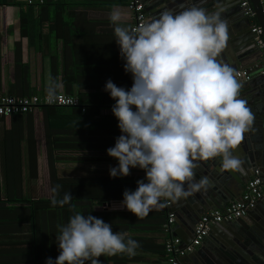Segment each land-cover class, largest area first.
Instances as JSON below:
<instances>
[{"label": "crops", "instance_id": "crops-1", "mask_svg": "<svg viewBox=\"0 0 264 264\" xmlns=\"http://www.w3.org/2000/svg\"><path fill=\"white\" fill-rule=\"evenodd\" d=\"M44 1L47 5L41 7L43 0H0V94L27 92V95H41L49 94L51 89L52 94L64 92L77 97L87 109L80 112L41 107L32 113L0 117V264H36V252L42 255L52 252L54 256L56 251L48 248L54 249L53 242L47 243L40 236L36 243L33 203L39 194L38 185L43 183V194H51L48 164H52L56 174L64 179L109 176V169L117 167L118 160L108 156L106 150L114 147L121 132L111 111L116 101L104 90L105 84L111 80L125 90H130L133 84L131 74L124 71L125 61L115 41V26L109 19L110 12L119 8L127 15L121 26L130 29L132 19L128 0ZM141 1L147 7L150 22L158 19L165 10L175 13L180 6L179 0ZM187 3L185 0L184 4ZM250 20L258 22L257 15ZM228 35L232 41H239L235 29H230ZM251 39L253 42V37ZM229 45L227 41L225 49ZM240 84V96L245 95L242 99L254 114L251 130L245 133L233 152L242 161L243 170H224L220 163L212 164L211 160L205 165L199 162L202 172L195 171V182L207 177L208 185L201 190L210 203L196 201L197 209L191 218L181 208L173 209L176 217L170 235L179 236L182 243L191 239L196 220L200 214L213 209L212 204L214 208H223L239 198L254 170L258 169L264 175V77L240 81ZM90 100L95 103H88ZM72 138L90 141L92 147L61 149L55 146V142L65 144ZM247 161L254 162L253 168H246ZM144 177V170L138 167H130L126 177L118 176L122 180L128 179V189L133 192L137 188L136 182ZM22 197L27 201L18 202ZM122 201L94 202L89 209L80 206L81 211L85 210L81 214L87 217L96 213L95 216L101 218L128 211ZM255 206L245 217L231 221L242 244L239 235L251 238L254 244H264V197ZM160 210L154 208L143 219L128 211V224L123 226L121 223L115 225L112 219L105 221L114 233H123L126 239L131 238L139 244L136 255L128 256L126 264H169L165 253L159 251V245H164L169 236L160 229L163 223ZM54 222L58 224V221ZM67 223L59 221L58 226ZM212 228V233H208L198 248L211 250L217 236L232 242L231 232H225L220 225ZM39 246L42 247L38 252ZM238 247L245 252L246 247ZM98 259L100 264L114 263L111 259L106 261L105 255ZM183 260L188 264H206L197 249ZM85 264H91V261ZM251 264H264V259Z\"/></svg>", "mask_w": 264, "mask_h": 264}, {"label": "clouds", "instance_id": "clouds-1", "mask_svg": "<svg viewBox=\"0 0 264 264\" xmlns=\"http://www.w3.org/2000/svg\"><path fill=\"white\" fill-rule=\"evenodd\" d=\"M221 11L209 14L196 6L176 14L165 10L134 30L121 26L127 15L119 8L110 12L124 71L133 84L130 90L111 80L105 84L116 101L111 111L121 132L114 147L106 150L118 160L109 176L126 177L130 167L144 170L136 190L123 193L122 206L138 218L206 188L207 177L195 182L199 162L220 158L224 170H243L233 152L251 130L254 114L239 98L235 70L217 59L229 38ZM48 98L51 103V89ZM60 190L59 184L51 189L52 206L72 200L68 191L58 199ZM58 227L60 254L46 264H100L101 256L131 257L139 247L92 215L77 212Z\"/></svg>", "mask_w": 264, "mask_h": 264}, {"label": "built area", "instance_id": "built-area-1", "mask_svg": "<svg viewBox=\"0 0 264 264\" xmlns=\"http://www.w3.org/2000/svg\"><path fill=\"white\" fill-rule=\"evenodd\" d=\"M260 12L264 21V0H258ZM245 17L253 19L256 12L250 0H239ZM128 9L131 14L130 30L138 28L147 23V12L141 0H128ZM253 42L261 50L257 61L245 67L235 69L237 80L249 82L255 77H264V29L259 22H253L251 26ZM49 94L38 97L32 95L0 94V117L26 114L31 110L44 105L57 106H78L84 112L85 106L79 104V99L73 95L57 92L53 94V100L49 102ZM264 197V175L258 169L247 180L241 196L226 204L223 208H214L200 214L193 226L192 238L185 244L177 235H170V229L175 222V211L172 209V201H167L165 208L167 211L166 221L162 223L163 230L169 234L164 242V249L167 254L169 264H188L184 262L187 254L193 252L201 246L209 233L210 227L220 222L234 221L246 215L248 209L254 207ZM120 200V199H119ZM122 200V199H121ZM161 203H165L162 199Z\"/></svg>", "mask_w": 264, "mask_h": 264}, {"label": "trees", "instance_id": "trees-1", "mask_svg": "<svg viewBox=\"0 0 264 264\" xmlns=\"http://www.w3.org/2000/svg\"><path fill=\"white\" fill-rule=\"evenodd\" d=\"M44 3H42L40 6H45L47 3L43 0ZM19 95H27V92H19ZM28 95H32V93H28ZM38 97H42L45 94H35ZM88 103H95L93 101H87ZM79 104L84 105L85 109L86 105L79 99ZM41 108V106H40ZM44 109H58V108H69V109H75L77 111H80V108L78 106H57V105H44L42 106ZM39 109V108H36ZM34 109V110H36ZM34 110L29 111L28 113H32ZM134 110V109H133ZM86 112V110L84 111ZM55 146L57 148L61 149H90L92 147V144L90 141H86L83 138L77 139L72 138L71 141L66 142L63 144L62 142H55ZM49 166V181H50V189L55 187L57 184L61 185L60 194L57 197L62 198L63 194L65 192H69L70 195L73 197L69 204L64 205L63 207L57 205L52 206L51 204V197L52 192L49 195L43 194V183H39L38 185V191L39 194H36L35 200H34V220H35V232H36V243H38V239L41 236L43 240L54 243V249L52 246H48V248H52V251L55 250V258L49 253L48 255H42L39 251L42 246H39V249L37 247L36 252V258L35 263L36 264H46V261L48 258H51L53 262H55L56 258L59 256L60 252L58 249V242L56 240V235H59V221H69V218L73 215H75L77 212L84 213L85 210H80V206H85L87 209L90 208V206L94 202H103L108 201V199H122L123 200V193L124 191L128 189V179H120L118 177L112 178L109 176H102V177H88V178H74V179H64L59 177L52 164H48ZM38 173H36L37 175ZM108 188V191H107ZM117 190V192H116ZM130 192H133L129 190ZM26 198H20L18 202H26ZM85 209V208H83ZM167 209L165 207H162L159 214L163 216L162 221H166L167 217ZM87 213V212H86ZM96 213H93V216H95ZM112 215V216H111ZM108 214V216H102L100 219L105 221H110L112 219V222L115 224H120V226L125 225V223L128 224V211L125 212H114ZM108 217V218H107ZM108 219V220H107ZM54 221H58L54 222ZM116 225V224H115ZM160 229L163 230L162 225L160 226ZM57 231V232H54ZM44 245H46V242H44ZM160 252L165 253V256L167 258V254L164 249V245H159ZM103 257V256H102ZM105 259L113 261V264H126L128 261V255L126 254H117L115 256H107L105 255ZM101 261V260H100ZM105 261V262H106Z\"/></svg>", "mask_w": 264, "mask_h": 264}, {"label": "water", "instance_id": "water-1", "mask_svg": "<svg viewBox=\"0 0 264 264\" xmlns=\"http://www.w3.org/2000/svg\"><path fill=\"white\" fill-rule=\"evenodd\" d=\"M172 1L174 2L176 0ZM184 1L185 0H179L180 6H178L177 11L174 14L179 13L180 11H183L192 6L202 7L206 9L209 14L222 9L221 19L227 22L228 33L230 29H235L239 41L236 43L235 41H232L230 38H228L230 47H228L227 49L224 48L223 52H221V54L217 57L220 62L228 64L235 70L241 67H245L258 59L261 54V50L256 47L255 43L252 42L251 39L253 36V33L251 32L252 22L249 18L245 17L243 9L239 4V0H186L188 1L186 5L184 4ZM250 3L256 12L259 24L264 29L263 16L260 12V5L258 3V0H250ZM148 18V22H150V15L148 16ZM228 36L231 37L230 35ZM249 40H251V43L249 42ZM238 82L240 83V80H238ZM244 97L245 95H241L239 98L242 99ZM256 115L259 114L257 113ZM211 161L212 164H221L220 158H216ZM201 163H203V165L206 164L205 162ZM246 164V168H253L254 166L253 161H247ZM197 169H199L200 171L202 170V168L200 167H198ZM185 188L187 190L188 186L185 185ZM229 192L232 195L235 194L232 190H229ZM196 201L201 202V204L210 203L209 198L206 196V194L202 190H200L193 193V195L187 198H181L180 200L173 202L174 206L172 209L181 208L182 211L187 215V217L191 218L192 216H194L195 209H197ZM256 205H258V203ZM211 207H213L214 209L215 206L212 204ZM254 208H256V206L248 209L246 215L250 210ZM214 225H220L221 227H223V230H225V232H231L233 240L232 242H228L227 240L219 239L217 236V239L213 240L214 246L211 248V250L204 247L201 249L197 248L198 254L204 257V262L206 264H251V262L255 263L260 258L262 260L264 259V244H254L251 241V238L239 235V237H241L243 240L242 244L239 238H237L238 234L232 229V227L235 226L231 224V221L220 222ZM214 225L210 227V233H212V227ZM187 242L188 241H186L185 243ZM238 245L246 247L245 252L242 251L238 247Z\"/></svg>", "mask_w": 264, "mask_h": 264}, {"label": "flooded vegetation", "instance_id": "flooded-vegetation-1", "mask_svg": "<svg viewBox=\"0 0 264 264\" xmlns=\"http://www.w3.org/2000/svg\"><path fill=\"white\" fill-rule=\"evenodd\" d=\"M148 18V17H147ZM149 19V18H148ZM148 19H147V23H148Z\"/></svg>", "mask_w": 264, "mask_h": 264}]
</instances>
